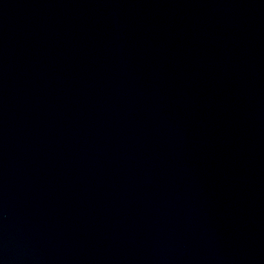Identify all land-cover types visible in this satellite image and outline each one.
<instances>
[{"label": "water", "instance_id": "obj_1", "mask_svg": "<svg viewBox=\"0 0 264 264\" xmlns=\"http://www.w3.org/2000/svg\"><path fill=\"white\" fill-rule=\"evenodd\" d=\"M0 264H264V0H0Z\"/></svg>", "mask_w": 264, "mask_h": 264}]
</instances>
